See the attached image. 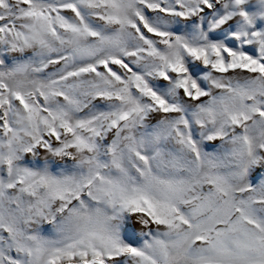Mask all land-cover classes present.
Here are the masks:
<instances>
[{
	"label": "snow or ice",
	"instance_id": "snow-or-ice-1",
	"mask_svg": "<svg viewBox=\"0 0 264 264\" xmlns=\"http://www.w3.org/2000/svg\"><path fill=\"white\" fill-rule=\"evenodd\" d=\"M0 264H264V0H0Z\"/></svg>",
	"mask_w": 264,
	"mask_h": 264
}]
</instances>
